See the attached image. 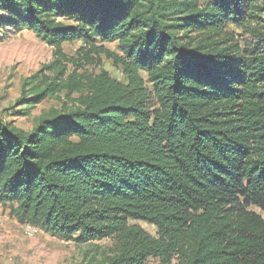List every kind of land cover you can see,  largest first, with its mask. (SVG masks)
Returning <instances> with one entry per match:
<instances>
[{"label": "trees", "instance_id": "16d2710c", "mask_svg": "<svg viewBox=\"0 0 264 264\" xmlns=\"http://www.w3.org/2000/svg\"><path fill=\"white\" fill-rule=\"evenodd\" d=\"M263 16L264 0H0V28L54 48L18 113L69 99L30 130L0 117V206L63 240L112 239L100 264H264ZM74 42L123 79L69 72Z\"/></svg>", "mask_w": 264, "mask_h": 264}, {"label": "rangeland", "instance_id": "374dc122", "mask_svg": "<svg viewBox=\"0 0 264 264\" xmlns=\"http://www.w3.org/2000/svg\"><path fill=\"white\" fill-rule=\"evenodd\" d=\"M264 17V16H263ZM264 19V18H263ZM245 38V37H244ZM81 42L65 43V54L73 59L69 72L78 69L83 75L108 72L117 79H123L119 67L104 54L94 56L93 61L87 62L79 52ZM104 45L117 51L114 43ZM54 59V48L49 46L29 30L14 31L0 28V117L11 121L15 125L30 130L37 118L51 109H61L69 99L65 92L54 97L46 98L31 108L29 114L24 116L18 113L22 103L17 100L23 94V83L28 77L43 69V73L52 77L53 74L45 67ZM75 96V95H73ZM264 218V210L251 208ZM141 225L152 235H156V228L145 222L133 221ZM29 224L20 223L8 208L0 206V264H100L101 255L96 251L108 249L113 245L112 239L94 241L81 244L76 240H63L52 236L44 230L35 227L29 232ZM149 264H162L158 259L151 258ZM172 264H177L174 261Z\"/></svg>", "mask_w": 264, "mask_h": 264}, {"label": "built area", "instance_id": "2783aa9c", "mask_svg": "<svg viewBox=\"0 0 264 264\" xmlns=\"http://www.w3.org/2000/svg\"><path fill=\"white\" fill-rule=\"evenodd\" d=\"M33 228H35L34 226H32V225H29L28 227H27V230L29 231V232H34V229Z\"/></svg>", "mask_w": 264, "mask_h": 264}]
</instances>
